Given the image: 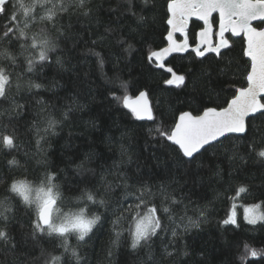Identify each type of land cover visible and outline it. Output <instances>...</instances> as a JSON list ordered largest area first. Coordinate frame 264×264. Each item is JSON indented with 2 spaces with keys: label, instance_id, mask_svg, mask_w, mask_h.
I'll return each instance as SVG.
<instances>
[{
  "label": "trees",
  "instance_id": "trees-1",
  "mask_svg": "<svg viewBox=\"0 0 264 264\" xmlns=\"http://www.w3.org/2000/svg\"><path fill=\"white\" fill-rule=\"evenodd\" d=\"M86 8L91 9L89 16L73 7L60 15L55 27L39 20L30 25V34L43 28L59 45L49 54L50 60L37 63L32 72L27 70L25 57L19 55L23 38L0 46V52L7 50L17 57L12 67L0 57V66L18 75L22 85L19 90L15 86L9 90L11 100H0V126H7L9 132L14 129L19 137L17 150L10 154L0 151V202L10 207L5 212L7 222L0 217V227L6 224L13 238L8 244L0 241V264H44L42 250L63 251L58 238L32 236L30 217L35 205L25 204L11 192L13 180L26 179L37 189L47 173L56 174L53 182L59 186V212L72 214L86 208L89 217L101 216L83 241L77 234L68 237L69 247L81 257L79 264H264V255L245 256V245L264 250V221L250 224L243 218L244 206L260 203L264 211V158L249 151L244 136L230 135L231 139H222L189 160L156 131H147L161 121L169 127L184 111L197 115L203 107L226 106L233 88L246 86L243 72L249 59L242 55L246 37L226 33L230 48L221 50L222 59L215 53L199 57L193 51V38L195 35L199 43L198 33L204 25L192 20L187 29L189 50L167 57L161 69L147 57L168 43L165 0H132L135 16L127 11V0H88ZM37 11L44 14L40 8ZM6 16L0 17V32L9 24ZM213 25L216 39L218 15L213 17ZM177 38L182 42L184 34ZM57 57L62 63H56ZM167 67L185 76L182 85L164 83L172 78ZM219 69L230 70L222 73ZM120 81L127 82V94L132 97L138 89L149 92L156 123L134 120L109 95L125 94L117 90ZM29 82L42 87L29 88ZM13 101L22 107L14 109ZM49 120L57 122L54 127H49ZM262 134L264 118H259L247 134L248 141L257 142V151ZM13 157L17 164L8 163ZM144 185L154 194L146 197L147 207L156 206L163 230L152 238L150 247L134 250L127 229L133 226L137 212H147L144 205L136 207L138 189ZM237 185L247 186L249 194L237 197L230 190ZM88 193L96 203L87 200ZM100 199L106 204L100 205ZM235 201L240 204L239 227L224 225ZM163 207L169 211L164 212ZM121 215L117 230L123 234L114 247L113 221ZM189 218L199 221V227L191 225ZM68 261L77 264L70 252L65 264Z\"/></svg>",
  "mask_w": 264,
  "mask_h": 264
},
{
  "label": "snow or ice",
  "instance_id": "snow-or-ice-1",
  "mask_svg": "<svg viewBox=\"0 0 264 264\" xmlns=\"http://www.w3.org/2000/svg\"><path fill=\"white\" fill-rule=\"evenodd\" d=\"M87 2L88 0H28L25 3V0H0V17L7 14L6 18L9 21V24L5 25V30L0 32V46L4 42L11 44L19 42L23 38L25 43L19 45V55L25 57L28 65L27 70L32 72L37 63L43 64L49 61V54L55 51L59 45L43 28L40 32L30 34V25L39 20L52 22V26L55 27V21L60 15L68 13L73 7L82 10L81 15L87 17L91 14V9L86 8ZM37 8L42 9L44 14L40 15ZM127 11L133 16L136 15L135 12H132V0H127ZM213 13H218L219 42L215 46L210 40L213 31ZM165 15L167 16L166 24L171 28L167 32V46L158 51H152L147 57L149 61L156 62L159 68L164 69L166 57L173 53L187 52L189 50L187 38L189 21L192 17H197L205 25L198 33L199 43H196L195 35L193 38V43L196 44L193 51L199 57H205L207 53H215L217 57H221V50L230 48V42L225 36L226 33L237 37L243 34L246 37V47L242 49V55L249 59V63L243 72V81L246 86L234 87L233 95L226 99V106L203 107L199 110L200 114L197 115L191 111L181 112L178 117L173 118L174 123L172 125L165 128L161 121L155 129H147L149 134L156 131L161 140L176 146L181 157L189 158V160L196 159L208 148L222 143V138L231 139L229 134H241L249 145V151L259 158H264V134H262L261 147L258 151L255 147L257 143L255 139L247 140V134L254 128V121L264 118V0H165ZM139 19L143 20L144 17L141 16ZM175 33L184 34L182 42H177L174 38ZM128 47L131 49L132 45ZM95 55L99 56L100 54L95 53ZM0 57L9 60L10 67L16 66L17 57L7 50L0 52ZM100 62L102 64L103 60L101 59ZM56 63H62L59 57H57ZM238 68L239 66H237V70ZM229 70L219 69L222 73ZM166 71L172 74V78L165 80V84L179 86L184 83V75H176L171 67H167ZM14 75L16 76L15 80L13 79ZM13 86L17 90L22 87L19 83V76L10 71L9 68L0 66V100H11L8 93ZM27 87L38 89L42 86L29 82ZM127 87V82L120 81L117 90H123L125 94L118 96L116 92H111L109 95L121 102L122 107L129 110L134 120L156 123L157 117L149 99V92L138 89L137 95L133 98L127 94ZM13 105L14 109L22 107L15 105L14 101ZM64 115L66 117L67 113ZM56 123L55 120H49V127H54ZM18 147L19 137L16 131L13 129L9 132L7 126H0V151H7L10 154ZM241 159L243 160V157ZM8 163L17 164L18 161L13 157ZM55 175V173H47L45 181L37 189H34L31 182L26 179L13 180L11 192L21 197L25 204L35 205L34 216L30 217L31 234L34 238L37 234H46L60 240L59 247L63 251L59 254L42 250L41 254L45 258L44 264H65V257L69 252L79 264L81 257L74 248L69 247L68 237L77 234L79 240L83 241L101 221V216L95 215L88 218L83 212L72 213L65 214L57 222L54 213L59 212L57 200L60 193L58 191L59 186L53 182ZM230 190L235 192L237 197L241 194L247 195L250 191L245 185H237ZM34 191L36 195L33 198ZM138 192L140 203L136 207L139 208L140 205H144L147 212L143 215L137 212L133 226L127 229L131 240L130 247L134 250L142 245L150 247L149 242L152 238L157 235L158 231L163 230L160 218L156 215V206L153 204L152 207H147L146 197L154 194L147 185L138 189ZM87 200L97 202L91 193L87 194ZM172 202H176L174 197ZM98 203L104 205L106 201L100 199ZM0 207L4 209V212H0V217L7 222L8 217L4 213L10 211V207L3 202H0ZM236 207L235 204H232L230 214L222 221L224 225L231 224L239 227ZM260 207V203L244 206L243 218L250 224H256L258 220L264 221V211H258ZM163 211L168 212L169 209L163 207ZM200 215L204 216V212L201 211ZM121 219L122 215L113 221L115 239L112 244L114 247L119 245L120 237L123 234L121 230H117ZM189 222L191 225L199 227V221H193L189 218ZM172 235L176 236V232L173 231ZM12 239L6 224L0 227V241L8 244L12 242ZM12 247L15 248V244ZM249 254L252 257L261 256L264 255V250L258 252L255 248L245 245V256ZM167 255L171 256L172 253H167ZM244 258L242 256L240 259L243 261ZM67 264H70V261Z\"/></svg>",
  "mask_w": 264,
  "mask_h": 264
},
{
  "label": "water",
  "instance_id": "water-1",
  "mask_svg": "<svg viewBox=\"0 0 264 264\" xmlns=\"http://www.w3.org/2000/svg\"><path fill=\"white\" fill-rule=\"evenodd\" d=\"M215 15H218V13H213V15H212V25H213V17L215 16ZM192 20H198V21H200L197 17H192L191 19H190V21H189V24H190V22L192 21ZM200 22H202L203 23V21H200ZM203 25H204V23H203ZM189 26V25H188ZM254 26H255V24H254ZM204 27H205V25H204ZM170 30H171V28H170ZM214 32H215V30H214V25H213V31H212V33H211V35H210V40H211V42L213 43V34H214ZM181 34H183V33H175L174 34V38L177 40V42H179L178 41V39H177V35H181ZM232 35V34H231ZM233 36V35H232ZM243 36V34H241V36H239V37H242ZM233 37H237V36H233ZM172 55V54H171ZM167 58V57H166ZM133 98H135V96L133 97ZM150 99V98H149ZM151 101V100H150ZM151 105H152V103H151ZM229 135H241V134H229ZM223 139V138H222Z\"/></svg>",
  "mask_w": 264,
  "mask_h": 264
},
{
  "label": "clouds",
  "instance_id": "clouds-1",
  "mask_svg": "<svg viewBox=\"0 0 264 264\" xmlns=\"http://www.w3.org/2000/svg\"><path fill=\"white\" fill-rule=\"evenodd\" d=\"M94 197V196H93ZM95 199V197H94ZM0 212H4V209L2 207H0ZM80 212H83V214L88 217V218H92L94 217L95 215L89 217L88 214H87V209L86 208H80L76 213H80ZM5 214V213H4ZM65 214H63V212H61L59 215H57V222H59V218H62Z\"/></svg>",
  "mask_w": 264,
  "mask_h": 264
},
{
  "label": "rangeland",
  "instance_id": "rangeland-1",
  "mask_svg": "<svg viewBox=\"0 0 264 264\" xmlns=\"http://www.w3.org/2000/svg\"><path fill=\"white\" fill-rule=\"evenodd\" d=\"M214 35H215V32H214ZM218 42H219V37H218V33H216V39L214 38V36H213V46H215L216 44H218ZM35 195H36V193H34ZM237 207L238 206H240V204L237 202V201H235V203H234ZM237 207H236V213H237ZM244 208V207H243ZM258 211H262L261 209H258ZM231 212V211H230ZM61 212H58L57 213V215H59ZM146 213V212H145ZM144 213V214H145ZM257 222H259V220L257 221Z\"/></svg>",
  "mask_w": 264,
  "mask_h": 264
},
{
  "label": "crops",
  "instance_id": "crops-1",
  "mask_svg": "<svg viewBox=\"0 0 264 264\" xmlns=\"http://www.w3.org/2000/svg\"><path fill=\"white\" fill-rule=\"evenodd\" d=\"M182 35V34H181ZM179 35H177V37H178ZM213 36H214V34H213ZM178 39V38H177ZM179 41V40H178ZM180 42V41H179Z\"/></svg>",
  "mask_w": 264,
  "mask_h": 264
}]
</instances>
